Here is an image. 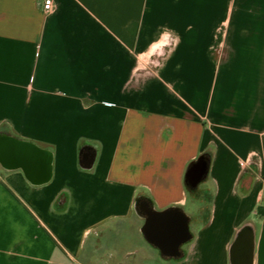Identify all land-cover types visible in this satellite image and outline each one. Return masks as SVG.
<instances>
[{
  "label": "crops",
  "instance_id": "1",
  "mask_svg": "<svg viewBox=\"0 0 264 264\" xmlns=\"http://www.w3.org/2000/svg\"><path fill=\"white\" fill-rule=\"evenodd\" d=\"M52 2L0 0V135L47 155L38 179L0 163V264H78L103 235L115 264H230L245 225L264 264V0ZM143 203L188 215L180 256Z\"/></svg>",
  "mask_w": 264,
  "mask_h": 264
},
{
  "label": "water",
  "instance_id": "2",
  "mask_svg": "<svg viewBox=\"0 0 264 264\" xmlns=\"http://www.w3.org/2000/svg\"><path fill=\"white\" fill-rule=\"evenodd\" d=\"M93 155L83 153L82 163L90 166ZM0 163L5 166L22 165L33 178H40L47 168V155L33 146L0 137ZM207 172V162L202 157L193 162L186 171V180L191 186H196ZM145 221L141 231L145 239L155 245L165 257H178L180 246L191 238L188 215L179 207H169L155 210L143 203ZM230 264H252L253 232L250 225L243 226L229 250Z\"/></svg>",
  "mask_w": 264,
  "mask_h": 264
},
{
  "label": "rangeland",
  "instance_id": "3",
  "mask_svg": "<svg viewBox=\"0 0 264 264\" xmlns=\"http://www.w3.org/2000/svg\"><path fill=\"white\" fill-rule=\"evenodd\" d=\"M94 242L96 244V247L91 251L90 248H88V241L85 249L82 251L78 264H115L110 262V259L105 254L106 250L104 251V235L103 237L96 236L94 238ZM149 260H151L153 264H169L173 261L172 259H170L169 262H165L162 260L159 254L151 256Z\"/></svg>",
  "mask_w": 264,
  "mask_h": 264
},
{
  "label": "built area",
  "instance_id": "4",
  "mask_svg": "<svg viewBox=\"0 0 264 264\" xmlns=\"http://www.w3.org/2000/svg\"><path fill=\"white\" fill-rule=\"evenodd\" d=\"M42 6L45 11H49L52 9L53 2L52 0H43ZM241 164H243V162H241ZM261 202L264 203V196L261 198Z\"/></svg>",
  "mask_w": 264,
  "mask_h": 264
},
{
  "label": "trees",
  "instance_id": "5",
  "mask_svg": "<svg viewBox=\"0 0 264 264\" xmlns=\"http://www.w3.org/2000/svg\"><path fill=\"white\" fill-rule=\"evenodd\" d=\"M0 137H1V135H0ZM15 140H16V139H15ZM21 142L27 143V144H29V145H31V146L37 148V149H40L39 147H37L36 145H34V144L31 143V142H28V141H21Z\"/></svg>",
  "mask_w": 264,
  "mask_h": 264
}]
</instances>
